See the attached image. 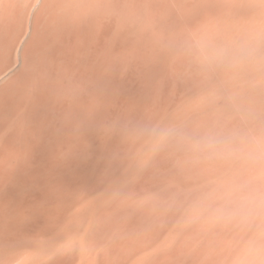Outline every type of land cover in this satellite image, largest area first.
Masks as SVG:
<instances>
[{
	"label": "bare ground",
	"instance_id": "6f19581e",
	"mask_svg": "<svg viewBox=\"0 0 264 264\" xmlns=\"http://www.w3.org/2000/svg\"><path fill=\"white\" fill-rule=\"evenodd\" d=\"M246 189L264 0H0V264H178Z\"/></svg>",
	"mask_w": 264,
	"mask_h": 264
},
{
	"label": "rangeland",
	"instance_id": "374dc122",
	"mask_svg": "<svg viewBox=\"0 0 264 264\" xmlns=\"http://www.w3.org/2000/svg\"><path fill=\"white\" fill-rule=\"evenodd\" d=\"M250 191V192H249ZM242 193V197H240L239 199H240V203H239V201H235L234 203H233V205H231L230 204V207L229 206H227L228 208H226L225 207V211L227 212V215H226V213H225V215L226 216H228V214H234V218L235 219H233L232 218V216L231 215H229L228 217H227V219L229 218V217H231L233 220H235V221H233V220H231V222H230V219L229 220H225V218H226V216L224 215V217H222V220H223V224L225 225V223H227V222H229V223H227V225H225V226H227V229H226V227L225 226H223L222 225V223H221V218H219V223H217L216 224V226H219V227H216V228H218L217 230L214 228L213 230H215L216 232H214L213 231V233H215V234H208L207 236V238H205L206 240L208 239L209 240V242H210V244H213L212 242L214 241V243L215 242H217V243H215L214 245H212L213 247H211V246H208V245H210L209 244V242L208 241H206V242H208V243H204L205 244V246L207 245V249L205 248V246L204 245H202V246H200L201 247V250H198V251H200V252H197V250L195 251L194 250V252H192V253H190L189 255V257H191L193 260H191V258H188L189 260H187V259H183L182 258V260H180L181 258H178V255H179V253H178V255L176 254V252H175V255H177V256H175L173 253H171L170 254V256H175L176 258H178V259H176L177 260V262H179V260H180V262L178 263V264H180L181 263V261L182 262H184L185 260H187L188 262H191L190 264H236V263H238L239 262V264L241 263V264H253L254 263V261H255V264H259V261H261L262 262V260L264 259V239H262V238H264V202H260V201H258L257 199H256V197H257V195H255L256 193L255 192H251V190H249V189H246L245 190V192L243 193V191L241 192ZM251 196H250V195ZM244 196H247L250 200H251V203H253V202H255L254 204H252L251 206L249 205V204H251L250 202H246V199H243L244 198ZM253 198H255V200L253 201ZM238 199V200H239ZM241 199H243V200H241ZM249 199H248V201H249ZM257 200V201H256ZM243 201H244V203H243ZM238 202V203H237ZM257 202V203H256ZM259 202V203H258ZM241 203H243V204H241ZM249 203V204H248ZM238 204V205H237ZM239 204H241L240 205V208H238L239 207ZM246 204H248V205H246V207H245V205ZM256 204V205H255ZM257 204H259V205H257ZM242 205H244V208H243V206ZM232 207H234L233 209H232ZM226 209H228V210H226ZM236 211H235V210ZM240 209V210H239ZM253 209V210H252ZM229 210L231 211V213L229 212ZM254 210H257L256 212L254 211ZM224 211V212H225ZM232 211H235V212H232ZM253 211V212H252ZM229 212V213H228ZM239 213V215H237L238 213ZM237 213V214H236ZM250 213V214H249ZM263 213V214H262ZM235 214H236V216H235ZM222 215V216H223ZM250 215H252V216H250ZM252 217L253 218V220L250 218V217ZM224 218V219H223ZM237 219H239V220H237ZM243 222H242V221ZM251 220V222L253 223H251V222H249ZM263 220V221H262ZM225 221H227V222H225ZM225 222V223H224ZM235 222V224H233V223ZM241 222V223H240ZM263 222V223H262ZM243 223V224H242ZM229 224V225H228ZM233 224V225H232ZM232 225V226H231ZM245 225H246V228H248L249 226L251 227L252 226V228H248L249 229V233L251 232L253 235H251L250 236V234L247 232V229H245ZM247 225H249L248 227H247ZM263 225V226H262ZM228 226H230L229 228H228ZM224 227V228H223ZM255 227H257L259 230H257V228H255ZM221 228V229H220ZM260 228H262V230L260 229ZM242 229V230H241ZM243 229H245V230H243ZM230 230H236V231H233V232H231ZM254 230V231H253ZM255 230L257 231V235H256V233H254L255 232ZM223 232V233H222ZM241 232H245L246 233V236H247V234L250 236H248L247 238H250V239H247L246 238V236H244V234H242ZM218 233H220V235L221 234H223V236H222V238L223 239H221V237H220V239H214V238H212V236L213 235H216V238H218L219 236L217 235ZM236 233V234H235ZM226 236H225V235ZM231 234H233V235H231ZM232 237H230V236ZM235 235V236H234ZM254 235H256L257 236V238L255 239V237L256 236H254ZM263 237H262V236ZM218 236V237H217ZM215 237V236H214ZM245 237V238H244ZM252 237H254V238H252ZM258 237H261L260 238V241L261 242H258L259 241V239H258ZM213 240H212V239ZM231 238V239H230ZM225 239H227V240H225ZM229 239V240H228ZM242 239L243 240H245L244 242L242 241ZM258 239V240H257ZM218 240H221V241H218ZM247 240V241H246ZM254 240H257V241H254ZM230 242V243H229ZM240 242H243V243H240ZM254 242H255V244H254ZM241 244L242 246V248L240 247V249L238 248V244ZM261 243L263 244V245H261ZM236 244V245H235ZM260 244V245H259ZM235 245V246H234ZM255 245V247L253 248V246ZM256 245H257V248H256ZM222 246V247H221ZM245 246V247H244ZM199 247V248H200ZM204 247V248H203ZM209 247V248H208ZM227 247V248H226ZM203 248V249H202ZM220 248V249H219ZM233 248V249H232ZM236 248H238V251L236 250ZM256 248V249H255ZM198 249V248H197ZM218 249V250H217ZM262 251H261V250ZM203 250V251H202ZM228 250V251H227ZM235 250V251H234ZM256 250V251H255ZM258 250H259V252H258ZM210 251H212L211 252V255H210ZM232 251V252H231ZM241 251H243V252H241ZM252 251V252H251ZM195 252H197V253H195ZM204 252V253H203ZM238 252H240V253H238ZM255 252V253H254ZM261 252V253H260ZM200 254V256H199V254ZM224 253V254H223ZM225 253H227V254H225ZM243 253V254H242ZM244 253H245V255H244ZM259 254L258 256H260V257H256V254ZM173 254V255H172ZM197 254H198V257H196L197 256ZM233 254V255H232ZM254 257V258H252V257H250L251 255ZM223 255V256H222ZM228 255V256H227ZM232 255V256H231ZM235 255V256H234ZM246 255L248 256V257H246ZM250 255V256H249ZM255 255V256H254ZM263 255V256H262ZM180 256V255H179ZM212 256V258H210ZM200 257V258H199ZM213 257H215V258H213ZM243 257V258H242ZM250 257V259L247 261V258H249ZM258 258L257 260L258 261H256V260H251V259H256V258ZM169 259H170V257H168ZM167 257H163V259H162V264H164L166 261L164 260V259H168ZM174 258V257H173ZM236 258H238V259H236ZM242 258V259H241ZM246 258V259H245ZM175 259V258H174ZM174 259H173V261H174ZM196 259V260H195ZM236 259V260H235ZM246 260V262H245V260ZM261 259V260H260ZM157 260H159V259H157ZM175 260V261H176ZM228 260V261H227ZM243 260V261H242ZM251 260V261H250ZM159 261H161V260H159ZM159 261H156L155 260V262H154V260L153 259H151V258H149L147 261H145V262H139V264H147V263H149V264H158L159 263ZM165 261V262H164ZM175 261H174V263H175ZM235 263H234V262ZM154 262V263H153ZM167 262H169V260H167ZM167 262L165 263V264H167ZM171 263H173L172 262V257H171V261H170ZM169 262V263H170ZM188 262H187V264H188ZM194 262H196V263H194ZM248 262V263H247ZM251 262V263H250ZM170 263V264H171ZM185 263V262H184ZM264 263V260H263V262L262 263H260V264H263ZM159 264H161V263H159ZM175 264H177V263H175ZM182 264V263H181Z\"/></svg>",
	"mask_w": 264,
	"mask_h": 264
}]
</instances>
